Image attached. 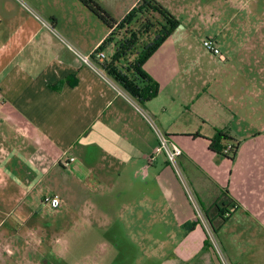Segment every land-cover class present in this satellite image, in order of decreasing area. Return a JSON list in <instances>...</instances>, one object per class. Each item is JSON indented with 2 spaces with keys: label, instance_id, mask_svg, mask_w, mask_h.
Instances as JSON below:
<instances>
[{
  "label": "crops",
  "instance_id": "1",
  "mask_svg": "<svg viewBox=\"0 0 264 264\" xmlns=\"http://www.w3.org/2000/svg\"><path fill=\"white\" fill-rule=\"evenodd\" d=\"M97 1L121 20L139 0H114L117 9ZM156 1L180 25L143 66L159 92L142 108L72 52L91 58L110 33L77 0H0V205L11 215L21 200L43 207L42 197L56 194L61 207L47 209L59 219L79 210L76 200H140L147 216L155 200H166L169 221L164 207L160 216L169 231L152 257L159 264H220L180 178L163 155L150 160L158 143L151 121L180 147L182 180L203 210L211 219L215 204L229 213L215 232L228 263L264 264V135L246 137L235 121L245 86L255 81L243 85L229 76L231 44L223 37L235 5ZM204 39L215 41L224 61L202 48ZM217 131L240 143L232 160L209 150ZM65 156L74 160L63 167ZM113 206L110 221L118 219ZM125 211L130 220L139 217L130 203ZM15 215L1 220L0 236L16 237Z\"/></svg>",
  "mask_w": 264,
  "mask_h": 264
},
{
  "label": "rangeland",
  "instance_id": "2",
  "mask_svg": "<svg viewBox=\"0 0 264 264\" xmlns=\"http://www.w3.org/2000/svg\"><path fill=\"white\" fill-rule=\"evenodd\" d=\"M104 1L111 9L120 8L114 0ZM230 1L235 7L227 13L231 19L223 36L231 44L229 76L243 85L255 81L245 86L246 93L240 99L244 106L237 110L235 121L246 137L264 135V0ZM118 14L113 12L115 17ZM91 16V20L96 18ZM103 52L108 59L113 54L112 46H105ZM226 104L234 109L230 102ZM177 176L182 178L180 170ZM155 201V206L150 208L153 212L147 216L148 207L144 206L141 212L140 200H76L75 209L79 210L64 213L57 219L46 207L33 204V200H21V205L10 207L16 214L14 220L20 224L16 237L0 236V264H159L152 253L163 241L161 233L165 229L169 231L163 227L162 207L167 221L170 209L166 200H161V205L160 200ZM108 203L117 209L115 221L109 219ZM129 203L139 209L135 220H130L125 211ZM8 208L0 205V222L12 216ZM86 215L93 218H85ZM165 251L168 253L169 249Z\"/></svg>",
  "mask_w": 264,
  "mask_h": 264
},
{
  "label": "trees",
  "instance_id": "3",
  "mask_svg": "<svg viewBox=\"0 0 264 264\" xmlns=\"http://www.w3.org/2000/svg\"><path fill=\"white\" fill-rule=\"evenodd\" d=\"M87 8L110 31L97 49L114 43L113 54L97 63L98 69L110 79L123 93L144 107L159 92L158 84L144 71L146 61L179 27L180 22L156 0H139L121 19H114L97 0H77ZM240 143L228 131H217L209 140V150L232 160ZM230 148L225 153L227 148ZM216 220L211 219L204 210L214 233L226 221L218 205Z\"/></svg>",
  "mask_w": 264,
  "mask_h": 264
},
{
  "label": "built area",
  "instance_id": "4",
  "mask_svg": "<svg viewBox=\"0 0 264 264\" xmlns=\"http://www.w3.org/2000/svg\"><path fill=\"white\" fill-rule=\"evenodd\" d=\"M47 28L49 30H51L53 32V30L47 26ZM202 48L208 52L209 54H211L214 57H217L219 60L224 61V56L221 54L219 48L217 47L215 41H213L212 39H204L201 43ZM70 48V47H69ZM71 49V48H70ZM72 52L74 53V55L76 57H78L81 62H83L84 64L90 66L91 68H98L96 66L97 63L102 62L105 59V55L103 52L95 50V52L93 53V57H89V56H81L80 54H78L75 50H72ZM100 70V69H99ZM102 72V71H101ZM101 75L103 76V78H105V80H109V82H111L112 84H114L110 79H108L103 72L101 73ZM115 85V84H114ZM116 86V85H115ZM118 90V89H117ZM120 92V91H119ZM151 126L153 127L156 136H157V147L154 151V155L153 157H151L150 160H153L155 156L157 155H163L167 161V163L169 164V166L174 170V172L178 175L179 174V169H178V165H177V159L181 156L182 151L180 149V147H178L176 144H174L173 142H171L166 135H164L163 133H161L160 131H158L153 125L152 122L150 121ZM230 148L228 147L225 150V153L228 152ZM74 159L72 157H63L60 161V165L63 167H66L68 165L69 162H72ZM180 178V177H179ZM182 185L185 188V193L187 195V198L190 202V206L193 210V217H194V221L196 222V224H198L204 231L206 240L210 246V248L212 249V251L214 252L218 262L220 264H229L228 261L226 260L221 247L217 241V238L215 236V233L213 231L212 226L209 223V220L203 210V208L201 207V205L198 203V201L196 200L195 196H193L190 192V190L188 188H186V184L185 182L182 180V178H180ZM41 203L44 207L48 208L51 211H57L59 210L60 206H61V200L59 198L58 195L56 194H47L44 195L42 197ZM225 217L229 216V213L227 212L226 214H224Z\"/></svg>",
  "mask_w": 264,
  "mask_h": 264
}]
</instances>
